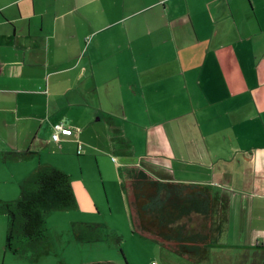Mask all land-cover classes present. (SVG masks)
Returning a JSON list of instances; mask_svg holds the SVG:
<instances>
[{"label":"crops","instance_id":"obj_1","mask_svg":"<svg viewBox=\"0 0 264 264\" xmlns=\"http://www.w3.org/2000/svg\"><path fill=\"white\" fill-rule=\"evenodd\" d=\"M99 122L131 180L227 197L208 259L264 264V0H0V205L40 164L77 193ZM56 125L72 135L53 141Z\"/></svg>","mask_w":264,"mask_h":264},{"label":"trees","instance_id":"obj_2","mask_svg":"<svg viewBox=\"0 0 264 264\" xmlns=\"http://www.w3.org/2000/svg\"><path fill=\"white\" fill-rule=\"evenodd\" d=\"M131 182L137 224L165 251L200 264L208 260L211 245H222L217 240L222 233L218 213L227 197L196 184L160 182L142 172ZM21 193L20 199L0 205V215L9 217L5 244L8 252L25 258L35 255L47 239V214L77 210L79 203L71 176L51 164L37 166L22 184ZM73 229L78 242L97 243L109 238L122 242L115 231L102 225L75 224ZM252 261L256 262L253 257Z\"/></svg>","mask_w":264,"mask_h":264},{"label":"rangeland","instance_id":"obj_3","mask_svg":"<svg viewBox=\"0 0 264 264\" xmlns=\"http://www.w3.org/2000/svg\"><path fill=\"white\" fill-rule=\"evenodd\" d=\"M98 124L103 141L99 139L95 143V153L74 160V181L77 178L82 184L75 193L78 209L48 213L45 220L49 235L39 245L38 252L25 258L9 254L5 264H126V260L128 264H198L165 251L161 243L149 238L139 228L131 203L132 182L128 169L123 166L129 161L112 150L108 156L100 152L103 147L108 150V141L105 126ZM113 158H119V163ZM7 218L0 215L3 225ZM75 224L105 226L115 231L122 242L118 244L113 238L97 243L78 242L73 235ZM238 249H211L210 258L200 264H240L242 259L237 256Z\"/></svg>","mask_w":264,"mask_h":264},{"label":"built area","instance_id":"obj_4","mask_svg":"<svg viewBox=\"0 0 264 264\" xmlns=\"http://www.w3.org/2000/svg\"><path fill=\"white\" fill-rule=\"evenodd\" d=\"M61 127L62 126L55 127L56 128V134L53 137L54 141H57L60 139V136H59L60 133H62L64 135H71V132H72L71 130H65V129H62Z\"/></svg>","mask_w":264,"mask_h":264}]
</instances>
